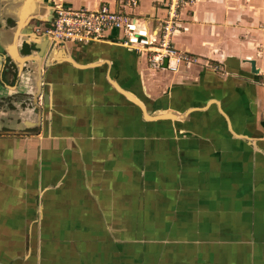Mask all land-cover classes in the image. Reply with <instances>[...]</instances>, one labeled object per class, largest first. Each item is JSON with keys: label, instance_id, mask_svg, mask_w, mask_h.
Listing matches in <instances>:
<instances>
[{"label": "crops", "instance_id": "crops-1", "mask_svg": "<svg viewBox=\"0 0 264 264\" xmlns=\"http://www.w3.org/2000/svg\"><path fill=\"white\" fill-rule=\"evenodd\" d=\"M118 1L0 0V264H264V0L185 4L176 68L27 34ZM137 1L159 28L168 0Z\"/></svg>", "mask_w": 264, "mask_h": 264}, {"label": "built area", "instance_id": "built-area-1", "mask_svg": "<svg viewBox=\"0 0 264 264\" xmlns=\"http://www.w3.org/2000/svg\"><path fill=\"white\" fill-rule=\"evenodd\" d=\"M193 0H168L166 14L159 28L153 29L145 19L129 14L120 8L134 7L137 0H119L117 6L106 3L96 9L71 7L56 4L48 21L44 22L42 33L51 42L89 40L104 41L110 30L119 32L118 41L145 54L151 64L161 67L166 60L169 68L179 64H190V56L173 47L175 32L181 8Z\"/></svg>", "mask_w": 264, "mask_h": 264}, {"label": "water", "instance_id": "water-1", "mask_svg": "<svg viewBox=\"0 0 264 264\" xmlns=\"http://www.w3.org/2000/svg\"><path fill=\"white\" fill-rule=\"evenodd\" d=\"M51 14H52V10H50L48 13H47V15L46 16H39V17H37V16H33L32 18H36V19H38V20H40V21H43V22H46V21H48L49 20V18H50V16H51ZM44 43H45V41H43ZM46 44V43H45ZM35 48H37L38 50L39 49H41V47L40 46H35ZM250 64H251V70L252 71H256V69H255V67H254V62H253V60H250ZM163 67H166V60L164 61V63H163ZM113 85L116 87V88H119L114 82H113ZM124 94H126L133 102H135L137 105H139L140 106V108L144 111V107H143V105L141 104V102L137 99V98H135L132 94H130V93H128V92H124ZM147 117H150L149 115H146Z\"/></svg>", "mask_w": 264, "mask_h": 264}, {"label": "flooded vegetation", "instance_id": "flooded-vegetation-1", "mask_svg": "<svg viewBox=\"0 0 264 264\" xmlns=\"http://www.w3.org/2000/svg\"><path fill=\"white\" fill-rule=\"evenodd\" d=\"M4 1V0H3ZM26 25H29V31L27 32V34L31 37V40L34 39V37L37 38H41L42 42L44 41V36L46 37V35L43 36L42 33V29L44 27V23L39 22V21H35L34 19H27L26 20ZM41 42V43H42Z\"/></svg>", "mask_w": 264, "mask_h": 264}, {"label": "rangeland", "instance_id": "rangeland-1", "mask_svg": "<svg viewBox=\"0 0 264 264\" xmlns=\"http://www.w3.org/2000/svg\"><path fill=\"white\" fill-rule=\"evenodd\" d=\"M5 2L7 1V0H4ZM6 3H9V2H6ZM164 63V62H163ZM162 66H163V64H162Z\"/></svg>", "mask_w": 264, "mask_h": 264}, {"label": "bare ground", "instance_id": "bare-ground-1", "mask_svg": "<svg viewBox=\"0 0 264 264\" xmlns=\"http://www.w3.org/2000/svg\"><path fill=\"white\" fill-rule=\"evenodd\" d=\"M131 48H133V47L131 46Z\"/></svg>", "mask_w": 264, "mask_h": 264}]
</instances>
